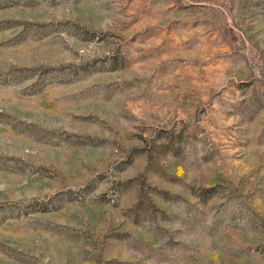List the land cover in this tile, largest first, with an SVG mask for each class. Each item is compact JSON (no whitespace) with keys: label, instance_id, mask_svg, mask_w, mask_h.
<instances>
[{"label":"rangeland","instance_id":"1","mask_svg":"<svg viewBox=\"0 0 264 264\" xmlns=\"http://www.w3.org/2000/svg\"><path fill=\"white\" fill-rule=\"evenodd\" d=\"M0 264H264V0H0Z\"/></svg>","mask_w":264,"mask_h":264}]
</instances>
